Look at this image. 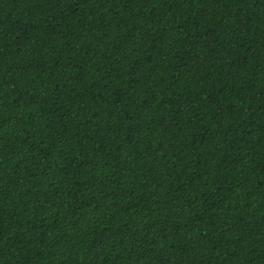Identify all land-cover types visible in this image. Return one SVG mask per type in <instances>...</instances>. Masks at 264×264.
Segmentation results:
<instances>
[{
    "label": "trees",
    "instance_id": "obj_1",
    "mask_svg": "<svg viewBox=\"0 0 264 264\" xmlns=\"http://www.w3.org/2000/svg\"><path fill=\"white\" fill-rule=\"evenodd\" d=\"M0 264H264V0H0Z\"/></svg>",
    "mask_w": 264,
    "mask_h": 264
}]
</instances>
